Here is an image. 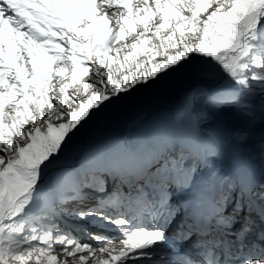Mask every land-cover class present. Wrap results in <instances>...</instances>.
I'll return each mask as SVG.
<instances>
[{"label":"snow or ice","instance_id":"snow-or-ice-1","mask_svg":"<svg viewBox=\"0 0 264 264\" xmlns=\"http://www.w3.org/2000/svg\"><path fill=\"white\" fill-rule=\"evenodd\" d=\"M0 264H264V0H0Z\"/></svg>","mask_w":264,"mask_h":264},{"label":"rangeland","instance_id":"rangeland-1","mask_svg":"<svg viewBox=\"0 0 264 264\" xmlns=\"http://www.w3.org/2000/svg\"><path fill=\"white\" fill-rule=\"evenodd\" d=\"M141 98L142 100L144 99V102L142 105L141 103H139L138 107L130 108L128 114L117 115L118 122L116 120L115 121L113 120V123L111 124V126L107 128L101 127L99 129V133H97L94 130L90 135L94 137L95 139L126 136L132 126L133 119H135L139 115L141 109L146 112L148 109L163 108V107H166L167 105L166 101H158L155 97L151 95L142 96ZM107 234L111 235V233H107ZM81 239H87V237L82 236Z\"/></svg>","mask_w":264,"mask_h":264},{"label":"bare ground","instance_id":"bare-ground-1","mask_svg":"<svg viewBox=\"0 0 264 264\" xmlns=\"http://www.w3.org/2000/svg\"><path fill=\"white\" fill-rule=\"evenodd\" d=\"M143 102H144V99L142 100V98H140V103H141V105L143 104ZM126 111V112H125ZM125 112V113H124ZM128 112H129V109H125V110H123V111H121V112H119V113H117L116 115H115V117H114V121L116 120L117 122H118V118H117V115H119V114H121V115H125V114H128ZM124 113V114H123ZM102 128H104V127H102Z\"/></svg>","mask_w":264,"mask_h":264}]
</instances>
